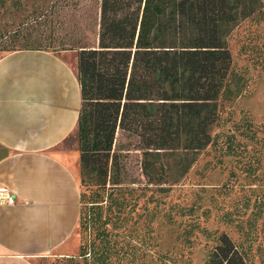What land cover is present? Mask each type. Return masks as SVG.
<instances>
[{"label": "rangeland", "instance_id": "obj_1", "mask_svg": "<svg viewBox=\"0 0 264 264\" xmlns=\"http://www.w3.org/2000/svg\"><path fill=\"white\" fill-rule=\"evenodd\" d=\"M98 1L0 0V55L17 32L30 33L76 72L75 43L96 42ZM228 47L233 97L210 129L214 143L188 168L189 153L144 157L139 138L118 129L105 184L94 171L83 185L77 127L55 149L80 192L94 194L82 205L99 215L89 228L79 221L64 249L35 264H204L220 233L247 264H264V14L241 21Z\"/></svg>", "mask_w": 264, "mask_h": 264}, {"label": "trees", "instance_id": "obj_2", "mask_svg": "<svg viewBox=\"0 0 264 264\" xmlns=\"http://www.w3.org/2000/svg\"><path fill=\"white\" fill-rule=\"evenodd\" d=\"M260 14L264 0H99L95 44L75 43L73 48L82 184H91L94 171L105 184L118 129L139 138L144 157L160 151L189 153L188 168L214 143L210 129L219 120L222 102L233 97L230 34L241 21ZM19 40L23 46L16 49ZM33 40L38 39L17 32L6 51L45 50ZM93 196L80 192L78 222L87 228L99 211L82 202ZM204 264L247 262L220 233Z\"/></svg>", "mask_w": 264, "mask_h": 264}, {"label": "crops", "instance_id": "obj_3", "mask_svg": "<svg viewBox=\"0 0 264 264\" xmlns=\"http://www.w3.org/2000/svg\"><path fill=\"white\" fill-rule=\"evenodd\" d=\"M80 87L66 60L45 50L0 55V264H35L65 248L80 190L55 149L76 129Z\"/></svg>", "mask_w": 264, "mask_h": 264}, {"label": "built area", "instance_id": "obj_4", "mask_svg": "<svg viewBox=\"0 0 264 264\" xmlns=\"http://www.w3.org/2000/svg\"><path fill=\"white\" fill-rule=\"evenodd\" d=\"M15 203L14 194L6 187H0V205H13Z\"/></svg>", "mask_w": 264, "mask_h": 264}]
</instances>
